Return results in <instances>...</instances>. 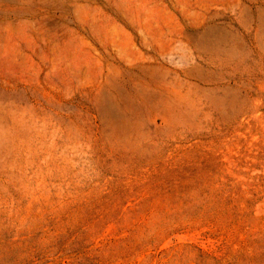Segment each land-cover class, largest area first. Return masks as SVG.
<instances>
[{"label": "rangeland", "instance_id": "rangeland-1", "mask_svg": "<svg viewBox=\"0 0 264 264\" xmlns=\"http://www.w3.org/2000/svg\"><path fill=\"white\" fill-rule=\"evenodd\" d=\"M0 264H264V0H0Z\"/></svg>", "mask_w": 264, "mask_h": 264}]
</instances>
